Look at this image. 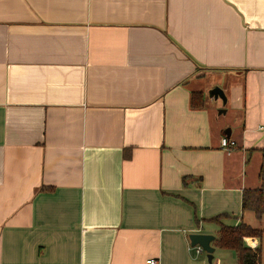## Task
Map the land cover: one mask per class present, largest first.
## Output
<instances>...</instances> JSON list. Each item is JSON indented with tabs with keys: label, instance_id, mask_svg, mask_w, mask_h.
Instances as JSON below:
<instances>
[{
	"label": "crops",
	"instance_id": "1",
	"mask_svg": "<svg viewBox=\"0 0 264 264\" xmlns=\"http://www.w3.org/2000/svg\"><path fill=\"white\" fill-rule=\"evenodd\" d=\"M263 169L264 0H0V264H239Z\"/></svg>",
	"mask_w": 264,
	"mask_h": 264
},
{
	"label": "trees",
	"instance_id": "2",
	"mask_svg": "<svg viewBox=\"0 0 264 264\" xmlns=\"http://www.w3.org/2000/svg\"><path fill=\"white\" fill-rule=\"evenodd\" d=\"M191 107L193 109L204 107V97L201 93L194 92L191 95ZM261 183L258 189L245 190L242 199L243 212L252 213L256 224L241 220L236 226L227 225L223 222L228 219L227 216H218L206 221L219 227L214 246L235 252L239 264H260L264 259V169L261 173ZM248 237L259 238L261 247L256 250L246 248L244 239Z\"/></svg>",
	"mask_w": 264,
	"mask_h": 264
},
{
	"label": "water",
	"instance_id": "3",
	"mask_svg": "<svg viewBox=\"0 0 264 264\" xmlns=\"http://www.w3.org/2000/svg\"><path fill=\"white\" fill-rule=\"evenodd\" d=\"M208 94L210 98L220 99L224 105L227 104V96L220 87L211 89ZM222 111L225 112V110ZM228 135H231V130H228ZM215 239L216 237L210 234L198 233L190 235L191 245L193 247L200 246L207 253L210 262H212L215 253V247L212 245Z\"/></svg>",
	"mask_w": 264,
	"mask_h": 264
},
{
	"label": "built area",
	"instance_id": "4",
	"mask_svg": "<svg viewBox=\"0 0 264 264\" xmlns=\"http://www.w3.org/2000/svg\"><path fill=\"white\" fill-rule=\"evenodd\" d=\"M221 148L223 150H233L236 148V142L228 137H223L221 139ZM196 249L198 253L204 252V250L200 246L196 247ZM147 264H159V261L155 259H150L147 261Z\"/></svg>",
	"mask_w": 264,
	"mask_h": 264
},
{
	"label": "rangeland",
	"instance_id": "5",
	"mask_svg": "<svg viewBox=\"0 0 264 264\" xmlns=\"http://www.w3.org/2000/svg\"><path fill=\"white\" fill-rule=\"evenodd\" d=\"M250 223V222H249ZM251 224H254V223H251ZM256 224V223H255ZM219 252H221L220 250H219ZM227 254H234L233 252H226ZM207 254V253H206ZM206 254H204V255H206Z\"/></svg>",
	"mask_w": 264,
	"mask_h": 264
}]
</instances>
